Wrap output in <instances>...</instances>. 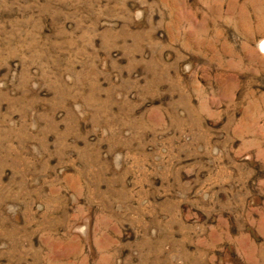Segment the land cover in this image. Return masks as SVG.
Returning a JSON list of instances; mask_svg holds the SVG:
<instances>
[{
  "label": "rangeland",
  "instance_id": "374dc122",
  "mask_svg": "<svg viewBox=\"0 0 264 264\" xmlns=\"http://www.w3.org/2000/svg\"><path fill=\"white\" fill-rule=\"evenodd\" d=\"M0 264H264V0H0Z\"/></svg>",
  "mask_w": 264,
  "mask_h": 264
}]
</instances>
